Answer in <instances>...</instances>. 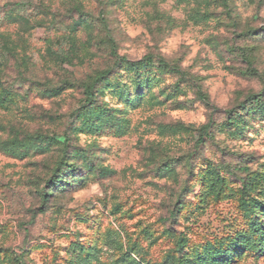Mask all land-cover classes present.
<instances>
[{
    "label": "rangeland",
    "instance_id": "374dc122",
    "mask_svg": "<svg viewBox=\"0 0 264 264\" xmlns=\"http://www.w3.org/2000/svg\"><path fill=\"white\" fill-rule=\"evenodd\" d=\"M262 184L264 0H0V264H264Z\"/></svg>",
    "mask_w": 264,
    "mask_h": 264
},
{
    "label": "trees",
    "instance_id": "16d2710c",
    "mask_svg": "<svg viewBox=\"0 0 264 264\" xmlns=\"http://www.w3.org/2000/svg\"><path fill=\"white\" fill-rule=\"evenodd\" d=\"M118 63V62H117ZM165 64V63H164ZM117 66V64H115V67ZM112 73V70H107V71H104V72H102V73H100L98 76H97V78L95 79V81L91 84V85H89V86H87L86 88H85V94H86V97H87V99H86V103L87 104H89V103H92L94 100H95V97H96V94H95V90H96V86L106 77V76H108L109 74H111ZM257 102V101H256ZM230 120H232V119H230ZM203 130L205 131V136H206V131L208 130V126H205L204 128H203ZM65 142H66V140H65ZM246 170V169H245ZM246 171H248V169L246 170ZM59 182H61V181H59ZM253 185L254 184H252V183H243V188H244V190H246V192H249L250 190H251V188H253ZM259 192L262 194V195H264V184H262L261 185V188L259 189ZM43 211V210H42ZM251 229H254L261 237H263L264 238V229L262 228V226H261V224L260 223H254V224H252L251 225ZM178 263L179 264H185L184 262H183V260H180V261H178ZM164 264H168V262H165Z\"/></svg>",
    "mask_w": 264,
    "mask_h": 264
}]
</instances>
